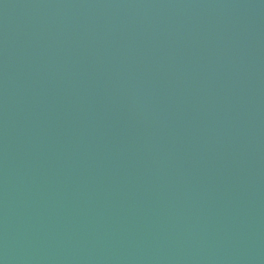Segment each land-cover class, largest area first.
Wrapping results in <instances>:
<instances>
[{
    "label": "water",
    "instance_id": "95a60500",
    "mask_svg": "<svg viewBox=\"0 0 264 264\" xmlns=\"http://www.w3.org/2000/svg\"><path fill=\"white\" fill-rule=\"evenodd\" d=\"M0 264H264V0H0Z\"/></svg>",
    "mask_w": 264,
    "mask_h": 264
}]
</instances>
